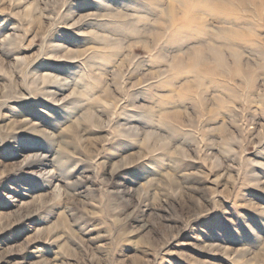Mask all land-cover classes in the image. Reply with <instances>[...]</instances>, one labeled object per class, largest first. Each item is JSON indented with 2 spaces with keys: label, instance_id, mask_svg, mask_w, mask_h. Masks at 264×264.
I'll list each match as a JSON object with an SVG mask.
<instances>
[{
  "label": "rangeland",
  "instance_id": "rangeland-1",
  "mask_svg": "<svg viewBox=\"0 0 264 264\" xmlns=\"http://www.w3.org/2000/svg\"><path fill=\"white\" fill-rule=\"evenodd\" d=\"M177 1L0 0V264H264V0Z\"/></svg>",
  "mask_w": 264,
  "mask_h": 264
},
{
  "label": "bare ground",
  "instance_id": "bare-ground-1",
  "mask_svg": "<svg viewBox=\"0 0 264 264\" xmlns=\"http://www.w3.org/2000/svg\"><path fill=\"white\" fill-rule=\"evenodd\" d=\"M204 1L205 0H179V1H177L180 5H182L183 7H186V8H190V10H191V8L192 9H194L195 8V5H199V2L200 3H204ZM258 1V0H257ZM257 1L256 0H249V2L251 3V4H257ZM196 7H198V6H196ZM259 7V6H258ZM191 11H193V10H191ZM189 13V12H188ZM190 14V13H189ZM248 33V32H247ZM229 48V47H228Z\"/></svg>",
  "mask_w": 264,
  "mask_h": 264
}]
</instances>
